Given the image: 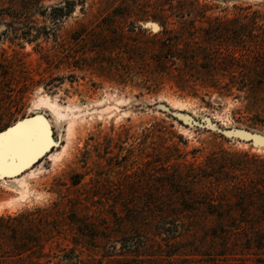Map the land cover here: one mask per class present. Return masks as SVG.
Instances as JSON below:
<instances>
[{"label": "rangeland", "instance_id": "1", "mask_svg": "<svg viewBox=\"0 0 264 264\" xmlns=\"http://www.w3.org/2000/svg\"><path fill=\"white\" fill-rule=\"evenodd\" d=\"M63 2L0 0V133L39 117L53 139L33 169L15 173L25 189L12 179L20 175L0 178V217L31 214L24 237L39 232L33 225L40 241L52 238L43 264H166L108 255L123 254L125 239L141 241L157 201L171 198L176 162L202 163L217 149L264 157V146L233 134L264 138L237 91L239 71H264V0H74L70 15L54 19ZM168 56L176 62L162 66ZM203 67L231 94L208 86ZM41 97L69 112L56 116ZM197 240L203 256L179 264L225 263L207 237L189 243ZM72 247L78 260L63 256ZM236 253L232 263L258 264L254 249Z\"/></svg>", "mask_w": 264, "mask_h": 264}, {"label": "trees", "instance_id": "2", "mask_svg": "<svg viewBox=\"0 0 264 264\" xmlns=\"http://www.w3.org/2000/svg\"><path fill=\"white\" fill-rule=\"evenodd\" d=\"M75 5L74 0H64L63 6L53 8L54 19L70 15ZM245 29L246 27L241 29L240 35L243 37L247 32ZM159 40L163 49L168 50L166 39ZM246 50L250 53L249 49ZM168 57L169 61H161L162 66L176 62L175 57ZM184 61L188 62L189 58L185 57ZM203 69L204 82L208 86L220 95L231 94L230 88L217 87L220 81L213 70L206 67ZM163 73L164 71H154L153 74L163 76ZM238 73L241 89L237 91L244 94L247 109L264 126V71ZM232 81L237 82L238 78L232 77ZM170 177L172 183L165 187L171 198L157 201V216L150 224L144 225L141 241L137 243L125 239L123 245L121 243V247L126 248L124 253L108 257L119 262L165 260L166 264L184 263L203 256L204 241L197 240L193 245L189 243L193 236L200 234L207 237L210 243L207 249L221 257L218 261H224L223 264H234L232 262L237 261L233 258L237 255L238 248L254 249L258 258L256 262L264 264L263 156L217 149L209 153L202 163L176 162V170ZM30 215L26 212L6 219L0 217V238L5 237L9 243L6 247L0 243V264H43L41 260L50 257L44 249V243L52 238L40 241L42 229L32 225L29 230L39 232H32V237H24L27 234L25 223L29 222L26 219ZM9 221L10 224H7ZM72 243L75 247L80 244L74 240ZM76 251L78 250L72 247L63 256L71 260ZM89 259L93 260L92 257Z\"/></svg>", "mask_w": 264, "mask_h": 264}, {"label": "bare ground", "instance_id": "3", "mask_svg": "<svg viewBox=\"0 0 264 264\" xmlns=\"http://www.w3.org/2000/svg\"><path fill=\"white\" fill-rule=\"evenodd\" d=\"M41 103H43V104H45L46 106H48L49 107V109H51L54 113H56V116L57 115H59V116H64L65 117V115H62V110L64 109V111H66L67 110V107L66 108H63V107H61V106H59L58 104H56V103H54V102H50V101H48V100H42V97H41ZM39 104H40V102H39ZM46 108V107H45ZM63 111V112H64ZM68 111V110H67ZM52 112V113H53ZM69 112V111H68ZM51 113V114H52ZM53 113V114H54ZM65 113V112H64ZM63 113V114H64ZM73 114V113H72ZM38 116V115H37ZM74 116V115H73ZM63 117V118H64ZM77 117V116H76ZM54 118V117H53ZM58 118V117H57ZM73 118H75V117H73ZM72 118V119H73ZM62 119V118H61ZM60 119V120H61ZM71 119V121H69L68 122V127H67V134L69 135V133H70V131H71V129H72V127L74 126V123H75V120L73 119L72 120ZM20 122V121H19ZM19 122H17V123H15V125H14V128H12V127H10V128H12V129H10V130H8L5 134H7V133H9V132H12L13 130H15V129H17V127L18 126H27V128H30V129H34V130H39L40 132H44V131H46V133H47V135H46V137L44 138V140H43V143H42V145H40V146H38V147H43V150L42 151H40L39 149H38V151H36V152H34V153H32L31 154V156H25V154H26V152H24L23 154H21L19 157H17V158H14V159H7L6 158V162H5V164H4V166H3V168L2 169H0V178L1 179H4V174H8V175H14L16 172H18L17 170L19 169V171L23 168V167H27V168H29V170L30 169H33V166H31L32 165V163L39 157V156H41L42 154H43V152L44 151H47V150H49V149H51V147H52V144H53V139L49 136V129H48V126H47V121H46V123L43 121V119H42V121H40V120H37V121H35V122H32V123H25V122H23V123H21V124H18ZM57 122V121H56ZM67 122V121H66ZM65 122V123H66ZM59 123V122H58ZM62 123V122H61ZM49 124V123H48ZM67 125V124H66ZM5 134H2L1 136H5ZM258 136V135H257ZM262 137V136H261ZM55 145V144H54ZM57 157V156H56ZM50 158H52V155L50 156ZM11 161H14L12 164H9ZM13 169H15V170H13ZM34 173V172H33ZM25 176V175H24ZM14 177V176H13ZM12 179H14V182L16 181L17 182V184L21 187V188H26L27 187V181H25V179L23 178V176L22 175H20V176H16V177H14V178H12ZM5 181V180H4ZM5 183V182H4ZM21 191H24V190H21ZM23 195H24V193H22Z\"/></svg>", "mask_w": 264, "mask_h": 264}, {"label": "snow or ice", "instance_id": "4", "mask_svg": "<svg viewBox=\"0 0 264 264\" xmlns=\"http://www.w3.org/2000/svg\"><path fill=\"white\" fill-rule=\"evenodd\" d=\"M46 135V131L40 132L27 126H18L5 136H0V169L3 168L6 158H17L25 151L42 145ZM39 150L42 151L43 147H39Z\"/></svg>", "mask_w": 264, "mask_h": 264}, {"label": "water", "instance_id": "5", "mask_svg": "<svg viewBox=\"0 0 264 264\" xmlns=\"http://www.w3.org/2000/svg\"><path fill=\"white\" fill-rule=\"evenodd\" d=\"M37 120L42 121V119L39 118V117H31V118L24 119L23 121H20L18 124H21L23 122H25V123H32V122H35ZM12 128H14V126ZM12 128H8L4 132L0 133V136L2 134H5L8 130H10ZM233 134L235 136L243 139V140H250V141L255 142V144H257L259 146H264V138H262L260 136H257V135H254V134H250V133H248L246 131H242V130H236V131L233 132ZM45 153L46 152H44L43 155H45ZM43 155H41L39 158H37L33 163H35L36 161H38L41 157H43ZM33 163H32V165H33ZM17 171H19V169ZM21 173H22V171L19 172V173H17V174H15V175H20ZM5 175H8V174H4V177H6Z\"/></svg>", "mask_w": 264, "mask_h": 264}]
</instances>
